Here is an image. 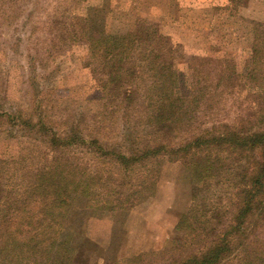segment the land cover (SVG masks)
Wrapping results in <instances>:
<instances>
[{"label": "trees", "instance_id": "trees-1", "mask_svg": "<svg viewBox=\"0 0 264 264\" xmlns=\"http://www.w3.org/2000/svg\"><path fill=\"white\" fill-rule=\"evenodd\" d=\"M94 19L75 16L76 29L67 30L86 43L102 68V96L129 124L118 141L104 142L75 122L59 129L36 104L28 111L0 110L8 136L48 150L0 156V264H78L73 234L63 224L72 198L93 210L130 209L155 193L164 157L181 160L196 184L171 246L186 252L171 264H264V235L255 234L264 224L261 50L253 47L244 76L233 61L205 57L191 61L185 74L174 67L177 47L152 25L142 21L124 34H109ZM242 78L259 84L247 109L254 112L230 124L218 121L221 97ZM200 113L211 119L201 128L194 124ZM132 121L146 132L130 127ZM80 151L96 162L84 161ZM148 256L138 253L119 264H144Z\"/></svg>", "mask_w": 264, "mask_h": 264}, {"label": "rangeland", "instance_id": "rangeland-1", "mask_svg": "<svg viewBox=\"0 0 264 264\" xmlns=\"http://www.w3.org/2000/svg\"><path fill=\"white\" fill-rule=\"evenodd\" d=\"M85 15H94L109 34H124L142 21L152 25L177 47L174 67L185 74L191 61L205 57L233 61L244 76L255 46L264 62V0H0V110L28 111L36 104L59 129L75 122L86 136L104 142L121 138L129 122L102 96V68L89 56L86 43L67 30L76 29L75 16ZM242 79L221 97L218 121L233 123L254 106L251 92L259 84ZM202 120L211 119L200 113L195 126L203 127ZM129 126L146 132L140 122ZM6 128V121H0V156L48 152L40 143L8 136ZM79 156L96 162L85 151ZM190 181L181 160L164 157L155 193L130 209L93 210L83 198L73 197L63 224L73 234L77 263L119 264L148 253L144 264H171L187 248L171 246L175 224L190 203L191 185H196ZM255 234L264 235V224Z\"/></svg>", "mask_w": 264, "mask_h": 264}]
</instances>
